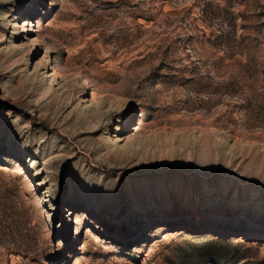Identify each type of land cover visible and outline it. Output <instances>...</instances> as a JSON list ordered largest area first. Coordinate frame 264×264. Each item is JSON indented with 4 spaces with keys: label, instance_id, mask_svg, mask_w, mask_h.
Returning <instances> with one entry per match:
<instances>
[{
    "label": "rangeland",
    "instance_id": "1",
    "mask_svg": "<svg viewBox=\"0 0 264 264\" xmlns=\"http://www.w3.org/2000/svg\"><path fill=\"white\" fill-rule=\"evenodd\" d=\"M236 261L264 264V0H0V264Z\"/></svg>",
    "mask_w": 264,
    "mask_h": 264
},
{
    "label": "bare ground",
    "instance_id": "2",
    "mask_svg": "<svg viewBox=\"0 0 264 264\" xmlns=\"http://www.w3.org/2000/svg\"><path fill=\"white\" fill-rule=\"evenodd\" d=\"M27 4L29 5V2ZM37 67H39V64ZM116 129L118 130V127ZM114 136H116V135H114ZM115 141H118V140H115ZM174 221H175V219H173L172 217H168L166 220L159 219L158 221H151V224L160 223V222L169 223V222H174ZM174 223H176V222H174ZM198 225H200V224H198Z\"/></svg>",
    "mask_w": 264,
    "mask_h": 264
},
{
    "label": "trees",
    "instance_id": "3",
    "mask_svg": "<svg viewBox=\"0 0 264 264\" xmlns=\"http://www.w3.org/2000/svg\"><path fill=\"white\" fill-rule=\"evenodd\" d=\"M234 264H239V261H236Z\"/></svg>",
    "mask_w": 264,
    "mask_h": 264
}]
</instances>
